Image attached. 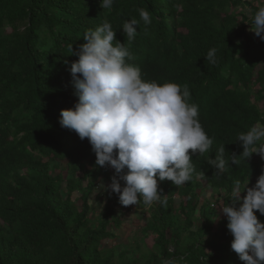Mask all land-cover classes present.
Returning <instances> with one entry per match:
<instances>
[{
	"label": "trees",
	"instance_id": "obj_1",
	"mask_svg": "<svg viewBox=\"0 0 264 264\" xmlns=\"http://www.w3.org/2000/svg\"><path fill=\"white\" fill-rule=\"evenodd\" d=\"M242 5L251 16L237 11ZM259 7L264 0H114L111 10L100 0H0V264H246L231 248L220 207L231 202L237 181L243 189L264 170L258 154L239 155L237 140L264 123V41L250 30ZM139 9L149 11L151 24ZM133 18L139 23L129 42L122 25ZM105 19L143 79L188 86L189 103L198 105L214 141L208 152L192 154L190 181L158 180L167 204L154 206L141 228L143 236L155 235L153 247L104 245L117 238L123 205L112 193L95 224L91 199L117 174L96 165L88 139L59 122L61 110L78 101L70 73L78 56L69 46L78 49ZM211 48L215 65L205 59ZM221 145L224 170L208 163ZM206 189L221 194V205L201 203ZM176 194L184 197L179 204Z\"/></svg>",
	"mask_w": 264,
	"mask_h": 264
},
{
	"label": "clouds",
	"instance_id": "obj_2",
	"mask_svg": "<svg viewBox=\"0 0 264 264\" xmlns=\"http://www.w3.org/2000/svg\"><path fill=\"white\" fill-rule=\"evenodd\" d=\"M113 4L114 0H100L103 10H111ZM139 16L145 25L152 23L148 10L139 9ZM138 23L133 18L122 25L129 42L137 35ZM250 30L264 41V7L252 16ZM83 36L86 42L78 49L69 46L70 54L78 56L70 64L78 101L73 108L61 110L60 125L74 130L81 140L88 139L96 165L115 170L117 175L105 190L109 195L118 194L122 205L139 204V209L155 203L166 205L158 180L168 179L175 186L190 181L192 154H204L213 146V138L199 121L198 105L189 103L187 85L143 79L140 67L129 63L135 59L133 53L116 38V30L107 19ZM205 59L208 64H217V49L211 48ZM237 140L243 159L254 153L264 159V123L257 122L239 133ZM224 154L225 146L221 145L208 163L224 170L228 163ZM231 162L237 163L235 159ZM256 179L243 197L237 181L231 202L220 207L233 236L231 248L246 264H264V223L256 215L257 210L264 215V170ZM248 183L249 177L243 189Z\"/></svg>",
	"mask_w": 264,
	"mask_h": 264
},
{
	"label": "rangeland",
	"instance_id": "obj_3",
	"mask_svg": "<svg viewBox=\"0 0 264 264\" xmlns=\"http://www.w3.org/2000/svg\"><path fill=\"white\" fill-rule=\"evenodd\" d=\"M237 11L239 13H244L247 16H251V8L249 9L248 6H240L237 8ZM259 106L262 110H264L263 102L259 103ZM258 160L262 162L264 166V159H261L260 155L258 154ZM256 178L250 179L249 183L246 188L241 189V197L246 195L247 188L252 187L256 183ZM110 183L108 181H104L101 185V189L97 190L91 199L92 203V211L90 213L92 219L94 220V223H97V219H104V207L107 206L109 199L111 195H109V192L106 189V186ZM224 194V192H222ZM100 194L101 200H97V195ZM79 194L75 193L74 198H78ZM165 197H169L168 194L165 195ZM176 203L179 204L181 201L184 200V197L182 198L180 195L173 196ZM223 198H221V194L218 192L213 191L212 189H206L205 192L201 195V203L207 201L208 203L212 204L213 206L220 204L222 202ZM98 204V205H97ZM139 204H135L133 207L130 206H121L119 207L120 215L123 219L122 224L120 227L116 230L117 238L113 240H105L104 245L105 246H112L114 244H120V246L125 244H132L137 243V241H140V245L146 244L149 247H153L155 244V235L149 234L146 236L142 235L141 228L145 225L147 218L149 217V214L151 211H153V207L157 205L155 203L151 207H144L143 209H139ZM223 213H220L222 215ZM196 217H199V214L196 215ZM221 217V216H220ZM225 217V215H224Z\"/></svg>",
	"mask_w": 264,
	"mask_h": 264
}]
</instances>
